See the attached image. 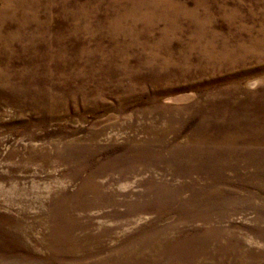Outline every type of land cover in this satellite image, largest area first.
<instances>
[{
	"label": "rangeland",
	"instance_id": "obj_1",
	"mask_svg": "<svg viewBox=\"0 0 264 264\" xmlns=\"http://www.w3.org/2000/svg\"><path fill=\"white\" fill-rule=\"evenodd\" d=\"M0 264H264V0H0Z\"/></svg>",
	"mask_w": 264,
	"mask_h": 264
}]
</instances>
